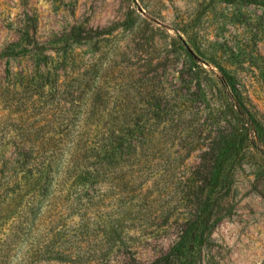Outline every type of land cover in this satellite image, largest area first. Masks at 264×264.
I'll return each mask as SVG.
<instances>
[{"label": "rangeland", "instance_id": "rangeland-1", "mask_svg": "<svg viewBox=\"0 0 264 264\" xmlns=\"http://www.w3.org/2000/svg\"><path fill=\"white\" fill-rule=\"evenodd\" d=\"M191 66L206 73L197 79ZM220 68L238 82L264 128V7L248 0H0V168L11 150L4 131L52 132L73 116L76 133L93 106L99 114L138 118L164 107L168 120L145 125L163 148L152 161L157 165L123 171L133 198L146 195L147 208L167 220L166 233L132 240L136 257L150 260L168 247L205 193L204 177L192 173L215 135L230 126ZM70 140L68 134L65 145ZM101 172L87 190L101 197L90 210H107L120 188L111 181L117 175ZM8 177L0 173V264H61L40 255L53 241L58 177L49 176L21 225L6 219L24 203L6 199ZM211 199L203 264H264V130L242 151L229 187ZM77 220L65 215L62 229Z\"/></svg>", "mask_w": 264, "mask_h": 264}, {"label": "trees", "instance_id": "trees-1", "mask_svg": "<svg viewBox=\"0 0 264 264\" xmlns=\"http://www.w3.org/2000/svg\"><path fill=\"white\" fill-rule=\"evenodd\" d=\"M248 1L264 7V0ZM193 69L191 66L189 71L197 79L201 72L206 73L204 68ZM220 74V85L225 88L232 115L230 126L215 135L216 142L203 150L202 161L192 173L193 177H198L197 174L204 177L205 193L186 218L185 225L177 228L168 247L153 258L145 261L137 258L132 240L138 234L158 237L166 233L167 220L160 219H165V214L147 208L146 195L133 198L126 189L128 180L124 181L123 171L134 165L154 164L152 161L161 156L163 148L154 142L152 130L145 126L147 122L168 120L166 109L161 106L151 117L142 114L139 118L127 114H99L93 111V106L83 118L85 126L76 133L70 129L73 116L68 118L65 128L52 132L36 129L24 135L17 130L4 131L11 145L10 156L0 168V173H9L5 196L13 203L19 199L24 201L22 208L17 212L9 211V215H15L10 218L7 214L6 219L20 225L26 223L33 202L43 193L49 176L56 174L62 196L60 202H55L60 210L54 214L57 220L51 246L40 249L44 260L61 264H203L202 250L209 244L215 202L211 194L229 187L232 169L242 151L248 144L259 140L264 130L261 121L249 108L238 82L223 68H220ZM71 105L79 107L77 102ZM68 134H71L70 144L65 145L64 138ZM153 144L157 148H153ZM65 147L68 148L65 165L58 169L55 162ZM101 169L103 173L117 175L111 181H114L113 186L117 183L120 188L114 192V200L107 210H90V204H96L101 197L87 190L96 185ZM136 204L141 206L140 211L133 210ZM65 215H76L78 220L74 227L64 230L60 221ZM149 225H153L151 232H145ZM205 261L209 262L208 259Z\"/></svg>", "mask_w": 264, "mask_h": 264}]
</instances>
